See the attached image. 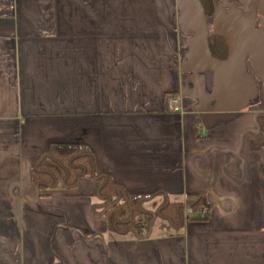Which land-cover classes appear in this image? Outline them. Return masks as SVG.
Segmentation results:
<instances>
[{"label":"crops","instance_id":"obj_1","mask_svg":"<svg viewBox=\"0 0 264 264\" xmlns=\"http://www.w3.org/2000/svg\"><path fill=\"white\" fill-rule=\"evenodd\" d=\"M52 143L208 217L110 228L94 177L29 179ZM0 264H264V0H0Z\"/></svg>","mask_w":264,"mask_h":264},{"label":"trees","instance_id":"obj_2","mask_svg":"<svg viewBox=\"0 0 264 264\" xmlns=\"http://www.w3.org/2000/svg\"><path fill=\"white\" fill-rule=\"evenodd\" d=\"M82 176L94 177L96 180L95 194L103 202L107 226L119 232L131 228L140 229L155 214L167 217L173 223H180L184 220L185 208L197 214L193 218L205 220L208 217L209 206L203 196L196 193L187 194L185 203L167 202L154 213L144 214L136 204V200L139 201L142 196L125 192L108 175L96 172L92 154L84 144L52 143L47 152L28 170L29 179L40 189L51 187L57 181L72 186ZM203 206H206L207 213L200 216L198 212ZM138 213H142L143 221L135 218Z\"/></svg>","mask_w":264,"mask_h":264},{"label":"built area","instance_id":"obj_3","mask_svg":"<svg viewBox=\"0 0 264 264\" xmlns=\"http://www.w3.org/2000/svg\"><path fill=\"white\" fill-rule=\"evenodd\" d=\"M167 102H168V107H169V109H171V110H178V109H180V106H179V104H178V101H177V99H176L175 97H171V98H169ZM198 213L200 214V216H205L206 213H207L206 206H203V207L199 210Z\"/></svg>","mask_w":264,"mask_h":264},{"label":"rangeland","instance_id":"obj_4","mask_svg":"<svg viewBox=\"0 0 264 264\" xmlns=\"http://www.w3.org/2000/svg\"><path fill=\"white\" fill-rule=\"evenodd\" d=\"M146 206L145 208H141L142 210H150V209H154L158 204L157 202L153 201L150 202L148 201L147 203H145ZM144 207V206H143ZM138 221H143V217H142V213H138L135 217Z\"/></svg>","mask_w":264,"mask_h":264}]
</instances>
